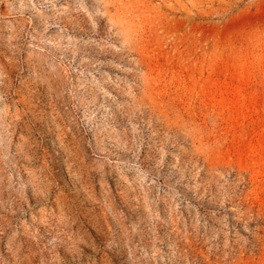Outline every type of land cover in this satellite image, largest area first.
<instances>
[{
	"label": "rangeland",
	"instance_id": "374dc122",
	"mask_svg": "<svg viewBox=\"0 0 264 264\" xmlns=\"http://www.w3.org/2000/svg\"><path fill=\"white\" fill-rule=\"evenodd\" d=\"M0 264H264V0H0Z\"/></svg>",
	"mask_w": 264,
	"mask_h": 264
}]
</instances>
